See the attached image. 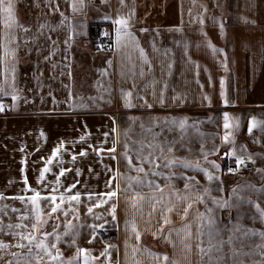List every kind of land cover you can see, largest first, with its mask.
Returning a JSON list of instances; mask_svg holds the SVG:
<instances>
[{"label": "crops", "instance_id": "1", "mask_svg": "<svg viewBox=\"0 0 264 264\" xmlns=\"http://www.w3.org/2000/svg\"><path fill=\"white\" fill-rule=\"evenodd\" d=\"M119 17L128 20L131 35L122 31L118 45L113 21ZM14 18L16 25L6 30L0 14V105L4 106L0 111V243L9 245L0 248V264H37V259L39 264H85L78 249L91 254L87 264H165L156 259L164 255L177 264H202L195 234L202 228L200 240L206 247V214L204 200H194L196 195L202 196L199 185L182 187V112L227 114L229 140L223 146L233 155L251 157L256 167L253 177L226 186L227 205L231 199L236 204L229 190L239 184L249 190L243 203L264 204V0H124L123 5L120 0H14ZM92 23L105 24L100 34L92 35ZM110 38L111 51L99 52L97 47ZM94 42L96 46H92ZM128 91L133 93L132 107L125 104ZM170 125L175 126L174 131ZM154 137L155 143L171 146L167 155L176 161L171 167L152 169L161 175L146 178L161 185L164 193L134 182L125 192L129 181L119 178L109 187L117 170L137 175L129 172L122 158L123 145L134 149L138 144L133 141L146 144ZM113 146L115 153L108 151ZM57 148L60 151L52 158ZM45 166L50 170L38 182ZM61 171L63 175H59ZM73 184L76 187L68 192ZM117 184L121 190L116 197L104 195ZM54 188L58 190L52 192ZM133 191L145 197L135 208L130 202ZM35 192L66 198L61 207L68 211L67 216L58 211L49 217L51 205L39 201L42 220L47 221L42 232L51 234L46 243L55 244L50 250L60 254L56 261L35 244L28 246L20 239L36 223L28 199ZM76 193L80 203L69 204L67 197ZM161 195L163 202L155 204L153 211L150 197ZM184 196L194 201L187 221L180 218L186 206L180 199ZM104 200L107 203H101ZM90 204L114 205L115 218L104 217L105 228H94L88 220L76 230L63 231L76 206L85 219L90 218ZM169 204L174 206L171 213L163 211ZM261 211L251 212L252 217L247 218L249 214L230 206L222 211L220 222L241 242L238 237L250 235L256 226L264 232ZM198 214H203L202 222L196 219ZM164 216L172 223L162 234ZM189 222L193 232L188 241L190 252L183 249L176 232ZM17 224L26 227L17 228ZM133 224L140 233L139 241ZM234 228L239 231L234 233ZM61 231L64 239L58 241L55 236ZM100 231L108 234L103 237ZM169 232L172 243L165 238ZM105 249L107 255L101 256ZM133 249L138 251L133 253Z\"/></svg>", "mask_w": 264, "mask_h": 264}, {"label": "rangeland", "instance_id": "2", "mask_svg": "<svg viewBox=\"0 0 264 264\" xmlns=\"http://www.w3.org/2000/svg\"><path fill=\"white\" fill-rule=\"evenodd\" d=\"M172 13L173 12H171V14ZM101 46L105 48V51L102 52H110L112 49L109 40L107 44ZM224 117L225 115L222 113L210 111H192L186 114L182 112V121L184 122L181 140L182 187L185 188L186 184L188 187L189 184L196 185L197 187L199 185L198 190L202 192L204 213L206 214V247L208 246L207 241L210 232L215 240L223 239L227 241L230 236L233 237L231 245L225 244L220 252L213 251L212 256L214 261L218 259L220 264H238V262H242V264H264V238H261L259 235L263 230H259L256 226V229H251L249 231L250 235L238 237L242 240L239 242L236 240V237L230 234L232 232L227 228L225 223L220 222L222 211L230 206H235L238 211L249 214L247 218L252 217L250 215L252 214L251 212L258 211V204L243 203L242 199L245 192H249V190L246 191L243 189V184L236 185L235 189L232 188V190H229L231 192L230 195L234 196L236 204H233L231 199L230 205H227L226 186L230 185L232 187L240 178L253 177L256 172L250 176L229 175L227 173L226 166L228 161L231 159L233 162L235 158L243 156L233 155L231 150H227L225 146H223L226 142L223 139L226 135ZM165 127H167V125H165ZM169 129L170 131H174L175 126L170 125ZM225 154L228 155L227 161L223 159ZM213 165L217 167H213ZM205 172L211 173L214 177H218V179L209 181ZM205 189H207V193H205ZM256 195H258V198V189L256 190ZM238 200L239 202H237ZM258 206L264 207V204ZM89 208L92 209V214L90 218L87 216L88 219H85L84 213L79 210L81 208L76 206L75 211H73L75 214L73 215L72 212V218L69 221L71 228L66 225L63 231L68 230V228L76 230L79 228V224L84 226L88 220L92 222L91 226H95L94 228H105L103 224L104 217H110V215H112V205L100 204V206L97 207L96 205L90 204L88 205V209ZM95 208L97 210L96 212ZM42 209L44 210L45 208L42 206ZM97 217H99V219H97ZM61 233L62 231L56 235L60 237L58 241L64 239ZM232 249H235L239 255L233 256Z\"/></svg>", "mask_w": 264, "mask_h": 264}, {"label": "snow or ice", "instance_id": "3", "mask_svg": "<svg viewBox=\"0 0 264 264\" xmlns=\"http://www.w3.org/2000/svg\"><path fill=\"white\" fill-rule=\"evenodd\" d=\"M80 3H83V0H80ZM120 3L123 5L124 4V0H120ZM75 7V6H74ZM0 14H3V27L6 30H11L15 25H16V20L14 18V0H0ZM114 24L117 25L116 28V36H117V44L119 45L121 43V33L122 31L124 32L125 35H131L130 33L127 32V28L129 26V22L127 19L123 18V17H119L117 19H115ZM245 23H248V21L246 20ZM25 31H27V29H25ZM5 51L7 52V49H5ZM213 51H217V49H213ZM140 55L141 57H144V51L143 49L140 50ZM145 62L147 63V60L145 58ZM109 64H111V61H109ZM226 68V66H225ZM141 76L144 75L143 70H141V72L139 73ZM224 81L221 80V86H223ZM2 91V90H0ZM126 100H125V104L126 107H132L133 105L131 104V97L133 96V93L131 91L126 92L125 94ZM153 95H155V93H153ZM223 95V93H222ZM14 100L16 99L15 96L12 97ZM205 99H207V97H205ZM161 104H163V95L161 94V99L159 101ZM225 104H227V100L225 99ZM148 107H151V105H148ZM4 110V106L0 105V111ZM225 123H224V127L225 129H228L230 127L228 120L229 117L227 116V114H225ZM175 123V122H173ZM179 126L181 128L184 127V122L181 121L179 122ZM149 131H151V128L148 129ZM113 132H116V128L114 127L112 129ZM249 131H251V129H249ZM108 133H105V136H107ZM81 139H84L83 137ZM223 139L225 141L229 140V134H226ZM155 137L153 138V140L148 141L146 144L143 140L140 141H133L134 144H138L137 148L134 149H130L128 148L127 144H124L123 147L126 149L123 153H122V158L126 161V166L129 170V172H135L137 175L136 176H131V175H126L125 173L120 172L119 170H117L115 172V174L112 176L111 180L108 181V186L111 187L112 181L117 180V178L121 179V180H127L129 181L127 188H124L123 191L128 192L130 189L133 188V184L132 182H134L136 185L138 186H144L145 184H147V186L149 187H154V189L158 192H160L161 194L164 193V188L159 185V184H155L153 185V183L151 181L146 180V178L148 176H158L161 175V173L157 172V171H152V169H159L161 167H171L173 165L176 164V161L174 159H169L167 153H170L172 151L171 146L165 147L163 146L162 143L157 144L154 142ZM117 142L116 139L113 140V144L115 145ZM148 148L149 151L147 153H145L143 150L145 148ZM154 149L158 150L159 154L157 155L155 151H153ZM60 151V148H57L55 151H53L52 153V158H55L57 156V153ZM100 151H103V149H101ZM109 152L111 153H115L116 152V147L113 146L111 148L108 149ZM130 151L133 152L135 154V156L130 154ZM80 155H86L85 152H81ZM73 159H75V157H73ZM113 160L117 159L116 156L112 157ZM135 159V162H134ZM23 163V161H22ZM48 164L52 163V159L50 158L47 161ZM238 165L239 164H243V160H238L237 161ZM145 164L151 165L150 169H146L145 168ZM213 167H217L216 165H213ZM50 169L45 166L43 169L40 170V175H39V180L38 182H42L44 180V175L45 173H47ZM64 172L61 171L59 175H63ZM205 175L207 177V179L209 181H212L213 179H218V177H214L211 173L205 172ZM194 179V178H191ZM25 184H27V179L25 178ZM57 184H59V179H57ZM76 185L73 184L71 187H69L67 189L68 192L72 191V188H75ZM185 188H188V185H185ZM31 191V189H29ZM58 190V188H54L52 189V192H56ZM120 186L119 184H117V187L107 193H105L104 195H106L109 199H111L112 197H116L118 194V191H120ZM205 193H207V189H205ZM2 198V197H0ZM92 197L89 196V199H91ZM19 199H21L23 201V197H20ZM29 202L33 205V211L36 213L35 215V220L36 223L33 224L32 227V232H30L28 235H21L20 239L27 241V245L31 246L33 244H35L36 249L42 251L44 253L45 256L49 257L50 260L52 261H56L58 259H60V254L57 251L55 254H53V252L50 250L51 248H55L56 245L52 244L51 246H49L46 241L48 239V236L51 235L50 233H46V232H42V226L43 224H45L47 221H43L42 220V213H41V209H40V200H47L49 202V204L51 205V207L48 210V216L51 217L52 214L57 213L58 211L61 212L64 216L68 215V211L64 210L61 206L65 203V196L64 195H60L59 197H57L56 195H50V196H41L40 192H35V194L31 197L28 198ZM57 199H59V203H57ZM145 199V197L143 195H140L138 192L133 191V194L131 196V203L132 206L135 208L137 207L138 203L140 201H143ZM163 195H161L160 197H156V196H152L150 197V201H153V211H155V204H161L163 202ZM184 203H185V207L183 208V215H181V220L183 221H187L188 220V212L189 209L192 208V203L194 202L193 199L189 198L188 196H184L180 198ZM194 200L196 201H201L203 200V197L200 195H196L194 197ZM67 201L69 202V204L73 201H75L77 204L80 203V194L76 193L73 194L69 197H67ZM101 203H107V200L101 201ZM97 207L100 206V204L96 205ZM257 209L259 211V206L257 205ZM174 210V206H172L171 204L166 205L163 209V211L171 213ZM13 211H16L15 209H13ZM89 212L92 211L91 208L88 209ZM111 214L113 215V218H115V207L113 206L111 208ZM261 218L264 219V211L260 212ZM22 219H28L27 216H23L21 217ZM97 219H99V217H97ZM196 219L198 221H203L204 217L203 214H198ZM172 223V220L169 216H164L162 218V223H161V228L159 229V231L163 234L164 232V228L165 226L169 225ZM9 228H12L13 225L9 224L8 225ZM15 227L20 228V227H26L24 225H20L17 224L15 225ZM69 228H71V224L69 223L68 225ZM95 227V226H93ZM132 231L135 233L136 239L139 241L140 239V233L137 231V228L135 226V224L132 225ZM239 231L238 228H234L233 232H237ZM247 231V230H246ZM177 232V236H179L181 245L183 246V249L185 251H191L192 250V245L190 243H188V241H190L192 239L193 236V232H192V224L189 223H185L183 225V228L180 230H176ZM35 233H39L40 236L42 238H38V236ZM203 234L202 228L198 229L196 232V239L198 241V243L196 244V248L198 249L199 253L201 254V262L202 264H220L219 260L217 259L216 261H214L212 253L215 250L216 252H220L222 251V248L225 244L231 245L233 237H229L227 241L223 240V239H219V240H215L212 237L211 232L209 233V239L207 241V247H203L202 245L205 243L203 240H200V236ZM255 234V233H254ZM153 235L155 236V233H153ZM259 235L261 236V238H264V232L259 233ZM171 237V232L168 233V236L165 237L167 239V241L169 243H172L173 241L170 239ZM57 240L60 239L59 236L55 237ZM91 242V241H90ZM9 245L7 244H3L0 243V248H7ZM26 245L25 244H16L15 247H19V248H24ZM136 251H138V249H133V253H135ZM29 252H31V247H29ZM78 253L80 255H84L85 256V264H87V256L91 255L90 253H86V250L84 249H78ZM15 255V254H13ZM107 255V249H105L104 252L101 253V256H106ZM232 255L233 256H238L239 253L236 252L235 249H232ZM207 257V260H205L204 258ZM156 259H162L165 264H177V261L172 260L170 261V258L167 255H164L162 257H156ZM9 264H11V262H9ZM17 264H19V262H17ZM37 264H39V259H37ZM68 264H72L71 261L68 262ZM138 264V262H137ZM238 264H242V262H238Z\"/></svg>", "mask_w": 264, "mask_h": 264}, {"label": "built area", "instance_id": "4", "mask_svg": "<svg viewBox=\"0 0 264 264\" xmlns=\"http://www.w3.org/2000/svg\"><path fill=\"white\" fill-rule=\"evenodd\" d=\"M97 50L100 52L105 51V48L102 46H98ZM235 161L232 162L230 159L226 166V171L229 175H243V176H250L255 174L256 168L255 165L250 157H239L235 158ZM238 160H243V164L237 163Z\"/></svg>", "mask_w": 264, "mask_h": 264}, {"label": "trees", "instance_id": "5", "mask_svg": "<svg viewBox=\"0 0 264 264\" xmlns=\"http://www.w3.org/2000/svg\"><path fill=\"white\" fill-rule=\"evenodd\" d=\"M105 26V24L103 23H92L91 25V32H92V35L93 34H100L101 32V28ZM110 45H112V42H111V38H110ZM105 42V41H104ZM107 43V41L105 42ZM96 42L92 43V46H96ZM228 159V158H227ZM227 159H225V161H227ZM100 234L105 237V235H107L108 233L107 232H104V231H100Z\"/></svg>", "mask_w": 264, "mask_h": 264}, {"label": "water", "instance_id": "6", "mask_svg": "<svg viewBox=\"0 0 264 264\" xmlns=\"http://www.w3.org/2000/svg\"><path fill=\"white\" fill-rule=\"evenodd\" d=\"M228 157V155L227 154H225L224 156H223V159H226Z\"/></svg>", "mask_w": 264, "mask_h": 264}]
</instances>
